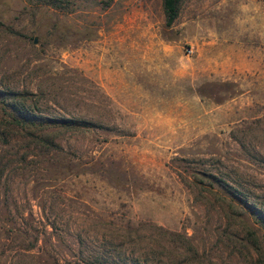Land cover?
Here are the masks:
<instances>
[{
    "label": "rangeland",
    "instance_id": "obj_1",
    "mask_svg": "<svg viewBox=\"0 0 264 264\" xmlns=\"http://www.w3.org/2000/svg\"><path fill=\"white\" fill-rule=\"evenodd\" d=\"M50 1L0 0V264H264V0Z\"/></svg>",
    "mask_w": 264,
    "mask_h": 264
},
{
    "label": "trees",
    "instance_id": "obj_2",
    "mask_svg": "<svg viewBox=\"0 0 264 264\" xmlns=\"http://www.w3.org/2000/svg\"><path fill=\"white\" fill-rule=\"evenodd\" d=\"M60 0H51L47 2V4L56 7ZM181 0H162L163 5V12L165 16V26L171 27L174 22L177 20L179 15V7H180ZM10 120L13 125L18 127L20 130L30 131L31 127L35 125L34 122L29 121L26 115L22 114L21 109L13 108L12 112L10 113ZM65 124L70 127L68 121H65ZM47 141V140H46ZM137 264H142L138 262Z\"/></svg>",
    "mask_w": 264,
    "mask_h": 264
}]
</instances>
